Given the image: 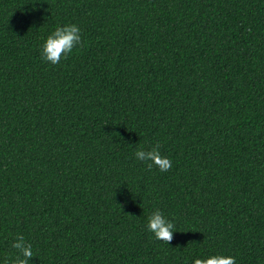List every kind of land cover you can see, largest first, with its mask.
<instances>
[{"label": "trees", "instance_id": "1", "mask_svg": "<svg viewBox=\"0 0 264 264\" xmlns=\"http://www.w3.org/2000/svg\"><path fill=\"white\" fill-rule=\"evenodd\" d=\"M16 234L30 264H264V0H0V264Z\"/></svg>", "mask_w": 264, "mask_h": 264}, {"label": "clouds", "instance_id": "2", "mask_svg": "<svg viewBox=\"0 0 264 264\" xmlns=\"http://www.w3.org/2000/svg\"><path fill=\"white\" fill-rule=\"evenodd\" d=\"M80 32L81 29L75 24L57 26L41 46V59L53 65L58 64L62 58L67 59L74 48L82 43ZM135 157L138 161L146 162L149 170L155 166L160 171L166 172L172 167L171 160L161 155L158 144L150 150H144L141 146L135 151ZM174 228V223L165 218L159 209L148 216L147 229L157 240L170 244L175 232ZM11 247L15 250V255L5 259L3 264H30L34 256L33 245L22 234H16ZM193 264H236V259L233 256L216 254L196 258Z\"/></svg>", "mask_w": 264, "mask_h": 264}]
</instances>
